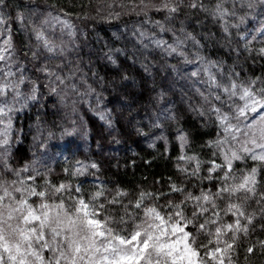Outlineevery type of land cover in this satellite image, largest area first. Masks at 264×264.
I'll return each instance as SVG.
<instances>
[{
  "label": "clouds",
  "instance_id": "1",
  "mask_svg": "<svg viewBox=\"0 0 264 264\" xmlns=\"http://www.w3.org/2000/svg\"><path fill=\"white\" fill-rule=\"evenodd\" d=\"M149 234L264 264V0H0V264H170Z\"/></svg>",
  "mask_w": 264,
  "mask_h": 264
},
{
  "label": "snow or ice",
  "instance_id": "2",
  "mask_svg": "<svg viewBox=\"0 0 264 264\" xmlns=\"http://www.w3.org/2000/svg\"><path fill=\"white\" fill-rule=\"evenodd\" d=\"M85 215H87L86 212H85ZM235 215L236 214L233 213V216H235ZM25 219H27V217H25ZM34 219H39V217L38 216L34 217ZM59 223L61 224L63 229L70 235L73 234L77 228L76 220L70 214L68 215L67 219L61 220V221H59ZM87 223L89 225L96 227L97 232L95 234L100 235V236L104 235V233L102 231H99V228L101 225H100V222L98 220H94V219L89 218L87 220ZM238 223H239V221L237 220V224ZM150 244H152V246L155 248V251L158 255L164 254L167 257H169L170 258V264H178L179 261H182L185 258L184 255H181V256L173 255L172 251L165 252L164 250L171 247V244L170 243H164V242L160 241L159 237H156V241H155V243H153L151 234H149V240L145 242L143 247L146 249L149 247ZM90 247H92V246L90 245ZM79 253H80V248L78 246L76 248V252L74 253L73 257L68 261V264H75V257ZM90 255H91V264H102V262H107V264H115V261L110 260L109 256H107V255H97L96 252H92ZM89 258L90 257L87 255L84 256V260H85L86 264L89 261ZM145 259L147 261V264H160L159 259H157L155 262H153L150 257H145ZM56 264H60L59 258L57 259Z\"/></svg>",
  "mask_w": 264,
  "mask_h": 264
},
{
  "label": "trees",
  "instance_id": "3",
  "mask_svg": "<svg viewBox=\"0 0 264 264\" xmlns=\"http://www.w3.org/2000/svg\"><path fill=\"white\" fill-rule=\"evenodd\" d=\"M65 143L69 146V150H71V147H72L73 144H74V141L72 140V138L69 137V138L65 141ZM137 171H139V169H137Z\"/></svg>",
  "mask_w": 264,
  "mask_h": 264
}]
</instances>
